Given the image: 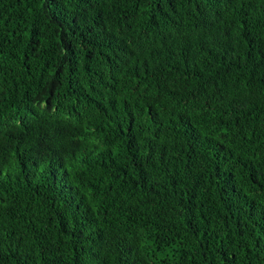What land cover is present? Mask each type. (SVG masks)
Returning a JSON list of instances; mask_svg holds the SVG:
<instances>
[{
	"label": "trees",
	"instance_id": "obj_1",
	"mask_svg": "<svg viewBox=\"0 0 264 264\" xmlns=\"http://www.w3.org/2000/svg\"><path fill=\"white\" fill-rule=\"evenodd\" d=\"M0 264H264V0H0Z\"/></svg>",
	"mask_w": 264,
	"mask_h": 264
}]
</instances>
